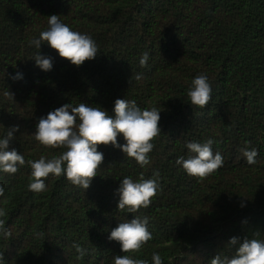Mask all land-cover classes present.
<instances>
[{
    "label": "trees",
    "instance_id": "trees-1",
    "mask_svg": "<svg viewBox=\"0 0 264 264\" xmlns=\"http://www.w3.org/2000/svg\"><path fill=\"white\" fill-rule=\"evenodd\" d=\"M51 15L90 35L96 58L77 67L46 42L36 49L30 42L47 30ZM38 51L52 57L51 71L36 66ZM17 72L23 78L13 80ZM201 74L212 85L204 108L187 96ZM117 99L160 111L151 163L141 168L121 149L101 145L104 162L87 190L64 175H50L42 193L29 190L27 162L65 151L36 141L39 119L81 102L114 116ZM17 125L8 150L26 163L15 174L0 171L6 212L0 219L12 232L0 238L3 264H114L125 254L153 264L154 252L163 264L231 258L245 238L264 241V0H0V138ZM209 139L224 163L201 182L176 160L193 155L187 143ZM118 142L126 143L122 135ZM245 148L257 150L256 164H247ZM125 177L158 179L147 209L119 210ZM135 216L149 218L152 239L139 252L123 253L108 237ZM233 237L239 243L229 246ZM74 244L87 250L82 259Z\"/></svg>",
    "mask_w": 264,
    "mask_h": 264
},
{
    "label": "clouds",
    "instance_id": "clouds-1",
    "mask_svg": "<svg viewBox=\"0 0 264 264\" xmlns=\"http://www.w3.org/2000/svg\"><path fill=\"white\" fill-rule=\"evenodd\" d=\"M60 16L48 17V28L39 34V38L30 43L40 49L42 43H47L56 50L61 58L67 59L71 64L79 67L86 61L96 58L99 49L95 40L87 34L72 30L67 24L61 22ZM36 66L43 71L53 69L52 57L41 55L38 51L34 57ZM149 54H142L139 61L141 67H147ZM22 74L17 72L13 80L22 79ZM137 81L142 79L141 74L135 76ZM5 95L12 97L11 93ZM187 96L192 106L204 108L212 100V85L206 75H198L192 80ZM114 116L101 107H92L85 103L79 106L65 104L40 118L36 126L35 139L42 146L52 149H65L62 154L53 158L41 156L38 160H29L31 168V182L29 190L42 193L47 190L45 181L50 175L66 176L74 186L87 190L97 170L104 162V154L99 151V146L111 145L121 149L126 157L134 159L144 168L151 163L150 153L153 151L155 139L161 134L159 121L160 111L141 109L135 100L117 99L114 105ZM19 131V126H14L7 131L4 138H0V171L15 174L20 166L25 165V159L17 150L9 149V142L14 133ZM123 136L126 143L121 145L118 137ZM214 141L209 139L205 143L189 142L187 148L193 155L185 159L180 157L176 164L182 166L191 177L203 181L218 171L224 163L220 152H213ZM249 165L256 164L258 152L256 149H241ZM159 177V172L154 173ZM160 185L158 179H144L134 181L130 177L122 179L117 194L119 196L118 208L120 211L137 213L140 209H147L157 195ZM4 195V188L0 186V196ZM242 207L244 205H241ZM6 212L0 208V218ZM149 218L135 216L130 221L121 222L111 231L108 239L119 242L123 253H136L152 239L148 228ZM40 235H43L42 233ZM12 232L5 226V221L0 219V238L10 239ZM239 243L233 237L229 246ZM78 259L87 254V250L74 244ZM153 264H163L161 256L152 254ZM0 264H3V254L0 253ZM114 264H149L147 260L136 259L130 255H117ZM210 264H264V241L245 238L239 243L235 254L228 256L217 255Z\"/></svg>",
    "mask_w": 264,
    "mask_h": 264
}]
</instances>
